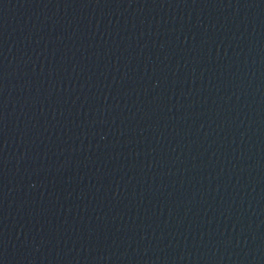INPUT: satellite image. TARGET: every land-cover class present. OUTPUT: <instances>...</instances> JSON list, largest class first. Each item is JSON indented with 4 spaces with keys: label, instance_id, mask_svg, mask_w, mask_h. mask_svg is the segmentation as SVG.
<instances>
[{
    "label": "water",
    "instance_id": "water-1",
    "mask_svg": "<svg viewBox=\"0 0 264 264\" xmlns=\"http://www.w3.org/2000/svg\"><path fill=\"white\" fill-rule=\"evenodd\" d=\"M71 264H264V0H198Z\"/></svg>",
    "mask_w": 264,
    "mask_h": 264
}]
</instances>
